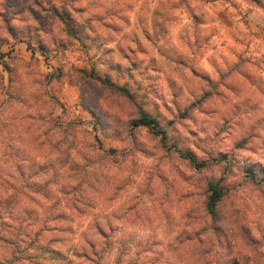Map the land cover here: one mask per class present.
I'll return each instance as SVG.
<instances>
[{"label":"clouds","instance_id":"obj_1","mask_svg":"<svg viewBox=\"0 0 264 264\" xmlns=\"http://www.w3.org/2000/svg\"><path fill=\"white\" fill-rule=\"evenodd\" d=\"M0 264H264V0H0Z\"/></svg>","mask_w":264,"mask_h":264}]
</instances>
